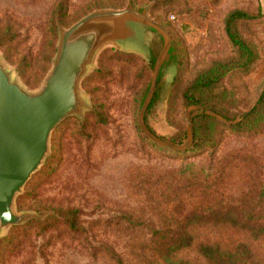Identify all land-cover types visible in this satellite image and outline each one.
I'll return each mask as SVG.
<instances>
[{"label":"rangeland","instance_id":"374dc122","mask_svg":"<svg viewBox=\"0 0 264 264\" xmlns=\"http://www.w3.org/2000/svg\"><path fill=\"white\" fill-rule=\"evenodd\" d=\"M59 1L0 0V57L30 91L42 86L52 67L59 24L69 28L92 11L123 9L129 2L65 0L66 15L61 17L55 14ZM133 1L170 32L178 55L177 72L159 82L145 115L153 134L171 142L170 137L185 130L186 139L178 146L193 147L189 122L203 110L201 104L185 106L181 92L216 62L237 56L224 24L232 9L260 12L258 18L239 23L260 55L250 72L232 71L223 79L225 104L236 113L258 103L264 91V0ZM152 77V61L143 54L111 44L101 49L81 81L88 100L83 117L69 116L53 130L50 153L16 199L19 213L38 217L0 231V264H158L147 258L152 253L146 248L153 232L163 229V215L146 202L150 191L155 192L152 183L163 173L190 163L214 171L219 161L239 152L240 164L227 180L230 192L243 183L264 185V129L233 132L228 125L241 118L207 112L220 122L219 144L200 154L175 155L178 150L147 136L139 113ZM251 172L258 175L246 176ZM70 211L76 212L75 228L66 223ZM193 229L197 243H247L255 258L264 260V236L253 239L224 225ZM197 245L180 251L178 258L204 263Z\"/></svg>","mask_w":264,"mask_h":264},{"label":"trees","instance_id":"16d2710c","mask_svg":"<svg viewBox=\"0 0 264 264\" xmlns=\"http://www.w3.org/2000/svg\"><path fill=\"white\" fill-rule=\"evenodd\" d=\"M65 0H60L55 14L66 15ZM260 12L254 13L244 9H232L224 19L225 32L236 50L237 56L230 61H218L211 68L201 72L182 90L183 104H201L228 120L241 118L237 123L228 125L236 133H255L264 129V91L258 103L250 110L231 113L225 104L228 93L222 82L229 72L246 74L251 71L259 59L258 46L241 33L239 23L258 18ZM86 16V15H85ZM80 20V19H79ZM3 45V42H0ZM150 107V106H149ZM219 120L207 111L201 112L193 119L195 141L193 147L175 155L203 153L218 143ZM226 125V124H223ZM151 129V128H150ZM152 130V129H151ZM153 131V130H152ZM186 139V131L181 130L168 140L180 145ZM238 152L219 161L214 171L196 164H186L172 173L165 172L154 183L155 192L150 191L147 205L159 209L162 213V230H155L146 248L152 254L153 262L159 264H264L258 260L247 243L233 245L223 242L197 243L194 227L231 226L248 232L253 239L264 236V185L252 182L251 185L239 186L230 192L227 180L234 174L240 164ZM257 176V172L246 176ZM243 175L241 178H245ZM23 198L18 199L22 205ZM76 227V212L70 211L66 221ZM193 229V230H192ZM198 244V245H197ZM197 245V250L205 262L183 260L178 253ZM152 262V263H153Z\"/></svg>","mask_w":264,"mask_h":264},{"label":"water","instance_id":"95a60500","mask_svg":"<svg viewBox=\"0 0 264 264\" xmlns=\"http://www.w3.org/2000/svg\"><path fill=\"white\" fill-rule=\"evenodd\" d=\"M58 29L52 67L36 91L28 90L0 57V231L38 217L19 213L16 199L50 153L53 130L69 116L83 117L88 100L81 81L108 44L139 52L152 61L153 77L139 113L144 133L174 150L188 147L159 138L145 122L157 85L178 70L171 34L149 16L147 8H136L129 0L123 9H98L69 28L59 24ZM199 108L216 114L203 105ZM189 125L193 143L192 120Z\"/></svg>","mask_w":264,"mask_h":264},{"label":"built area","instance_id":"2783aa9c","mask_svg":"<svg viewBox=\"0 0 264 264\" xmlns=\"http://www.w3.org/2000/svg\"><path fill=\"white\" fill-rule=\"evenodd\" d=\"M173 18H174V16H173Z\"/></svg>","mask_w":264,"mask_h":264}]
</instances>
